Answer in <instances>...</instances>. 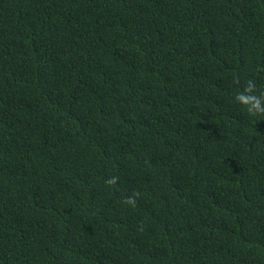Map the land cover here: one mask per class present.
Wrapping results in <instances>:
<instances>
[{
    "label": "trees",
    "instance_id": "obj_1",
    "mask_svg": "<svg viewBox=\"0 0 264 264\" xmlns=\"http://www.w3.org/2000/svg\"><path fill=\"white\" fill-rule=\"evenodd\" d=\"M249 81L264 0H0V264H264Z\"/></svg>",
    "mask_w": 264,
    "mask_h": 264
},
{
    "label": "clouds",
    "instance_id": "obj_2",
    "mask_svg": "<svg viewBox=\"0 0 264 264\" xmlns=\"http://www.w3.org/2000/svg\"><path fill=\"white\" fill-rule=\"evenodd\" d=\"M254 90V83L249 81L248 87L235 96V101L238 104L250 106V110L255 113H264V96L254 95ZM128 203H134V201L129 200Z\"/></svg>",
    "mask_w": 264,
    "mask_h": 264
}]
</instances>
